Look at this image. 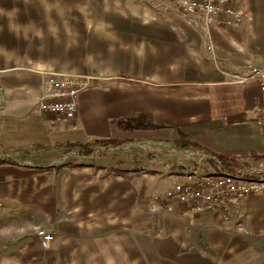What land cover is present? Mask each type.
Wrapping results in <instances>:
<instances>
[{
	"label": "crops",
	"instance_id": "0c3cea01",
	"mask_svg": "<svg viewBox=\"0 0 264 264\" xmlns=\"http://www.w3.org/2000/svg\"><path fill=\"white\" fill-rule=\"evenodd\" d=\"M24 3L23 20H0V264H136L139 249L149 263L221 264L264 241V194L245 199L239 228L218 207L153 201L166 203L187 168L264 165L259 91L228 83L264 68V0H246L239 29L189 25L143 0ZM47 73L89 78L66 125L37 111ZM109 144L133 157L83 158ZM168 147L194 158L170 160ZM70 150L80 155L57 166ZM133 150L153 154L137 161ZM39 229L53 236L47 249Z\"/></svg>",
	"mask_w": 264,
	"mask_h": 264
},
{
	"label": "built area",
	"instance_id": "2783aa9c",
	"mask_svg": "<svg viewBox=\"0 0 264 264\" xmlns=\"http://www.w3.org/2000/svg\"><path fill=\"white\" fill-rule=\"evenodd\" d=\"M149 7L161 13H177L189 25L208 29L213 24L223 28L239 29L247 18L246 0H143ZM228 83L244 85L254 83L261 97L259 122L264 126V68L257 65L245 66L241 71L228 73ZM89 87V78L63 73L44 74L41 95L36 102L38 113H46L62 125L68 124L77 114L79 94ZM111 146H99L91 159ZM80 154L68 151L64 159ZM264 194V165L252 167L249 160L241 162L234 170L220 163L207 168H187L173 176L171 184L161 196H153L155 208L174 211L180 204L192 212L200 213L213 207L220 208L236 218L238 228L245 218L244 201L252 195ZM245 231V230H244ZM40 246L47 249L53 236L43 229L36 232Z\"/></svg>",
	"mask_w": 264,
	"mask_h": 264
},
{
	"label": "rangeland",
	"instance_id": "374dc122",
	"mask_svg": "<svg viewBox=\"0 0 264 264\" xmlns=\"http://www.w3.org/2000/svg\"><path fill=\"white\" fill-rule=\"evenodd\" d=\"M32 2L38 3V0H25L26 5H31ZM21 3V0H0V20H23V18L19 17L20 13L16 10V6H19ZM26 10V9H25ZM24 18H26L24 16ZM26 20V19H24ZM102 146V145H101ZM103 146H111V147H115V148H127L126 145H123L122 147L119 145H113V144H109V145H103ZM120 150L118 149H114L112 150L111 148H106L103 152L99 153L98 155H95L94 158L91 159H87V162H94L96 158L100 157V156H105L106 154H108V156L113 157V156H121V155H128L130 157H133V155L131 153L128 152H123V153H118ZM137 153H139L140 155L136 154L135 158L137 161L140 160H146L149 158L150 155L153 154V151H145V150H133ZM94 151L90 154H93ZM162 154L165 155L164 157H167L170 160H175V158H180L182 159V157H190V158H194L189 150H182V149H173L171 147H168L167 150H163ZM59 157L58 160L56 161V165L57 166H61L63 164H65V162L68 159H73L75 156L73 157H68L66 159H64V156H57ZM141 157V159H140ZM173 162V161H171ZM251 245L254 246L251 250H249V252L246 255H241L239 257H229V258H225V262L221 263V264H264V248L261 247L262 243L264 241L261 240H252L250 239ZM139 254V255H138ZM143 252L142 250L139 249V253H137V259H136V264H179L177 263L178 259H176L175 257H161V256H154L153 258L150 260L151 263H149V259L148 258H144L142 256ZM182 262V261H181ZM216 262L218 263V259H216ZM207 263H212V262H206Z\"/></svg>",
	"mask_w": 264,
	"mask_h": 264
}]
</instances>
